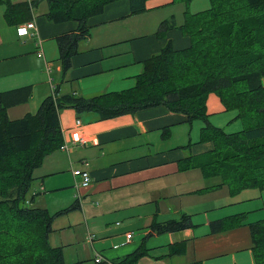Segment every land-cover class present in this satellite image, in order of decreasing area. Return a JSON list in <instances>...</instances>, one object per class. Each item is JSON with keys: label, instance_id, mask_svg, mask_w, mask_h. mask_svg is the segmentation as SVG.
<instances>
[{"label": "crops", "instance_id": "crops-1", "mask_svg": "<svg viewBox=\"0 0 264 264\" xmlns=\"http://www.w3.org/2000/svg\"><path fill=\"white\" fill-rule=\"evenodd\" d=\"M10 1L13 4L38 2L29 20L22 23L34 24L25 35H18L17 26L6 23L5 8L0 6V93L23 87H29L31 91L25 103L6 109V117L10 120L35 113L54 87L62 95L83 97L130 89L142 71V63L157 54L167 41H171L175 50L185 49L190 44L178 30L169 31L164 39H159L156 33L161 21L151 23L148 31H144L143 24L128 22L145 13L131 15L129 0H118L105 6L102 14L88 19L90 36L79 43L78 54L72 58L71 68L63 77L56 38L75 32L77 23L49 22L44 16L47 6L42 12H35L41 0ZM154 8H146V13ZM76 120L80 121L79 126L75 125ZM59 121L68 151L58 150L44 158L33 173L31 194L37 197L41 193H59L69 199V205L71 197L76 200L73 206H69V211L78 210L85 217L94 214L89 208L98 207L95 212L99 216L123 219L122 224L116 221V228L111 232L108 228H101L99 241L92 234V247L97 241L104 246L95 253L103 260L119 263L137 252H144L141 257H145L151 251L150 247L164 252L160 260L151 264H255L247 225L264 220V188L238 193V202L228 203L231 207L229 215L214 214L209 219L205 214L208 207H204L202 221H196L200 223L191 221V228L176 233L156 235L151 226L178 220L183 214L197 212L193 210L207 204L216 206L223 195H212L225 186L198 191V195L206 198L181 203V209L175 211L179 215L177 219L158 220L160 211L157 206L144 224L149 228L147 232L138 233L141 223L136 222L133 215L128 216L131 209L142 202V193L150 198L172 199L187 194L188 187L194 194L199 181L191 182V176H182L181 173L201 171V160L194 159L211 151L212 145L197 143L205 146L203 151L189 152L186 156L179 151L186 150L187 146L163 147L169 136L189 125L184 116L159 106L102 120L96 113L77 114L73 109L64 108L59 112ZM79 137L86 140L85 146H74L73 142ZM189 157L194 160L193 164L190 160L183 162ZM76 169L87 170L90 174V186L81 190L80 201L75 197L72 176ZM205 193L211 194L205 196ZM236 204L242 208L235 209ZM254 214L256 217L250 220ZM232 219L238 222L237 225L219 233L210 232V224ZM126 234H131V239H126ZM86 242L90 241L86 239Z\"/></svg>", "mask_w": 264, "mask_h": 264}, {"label": "trees", "instance_id": "trees-1", "mask_svg": "<svg viewBox=\"0 0 264 264\" xmlns=\"http://www.w3.org/2000/svg\"><path fill=\"white\" fill-rule=\"evenodd\" d=\"M47 4L45 18L54 24L75 22L76 31L56 38L62 76L71 68L78 45L90 36L89 18L102 14L118 0H41ZM147 0H129L130 14L143 13ZM188 3L190 0H175ZM210 9L187 15L178 27L174 19L161 23L156 33L179 30L189 38L187 48L175 50L171 41L142 63V71L130 89L91 97L60 94L53 89L38 110L10 120L6 109L25 103L30 88L0 93V264H64L59 248L49 245L54 217L46 209L31 206L27 199L33 173L44 158L63 145L59 112L96 113L107 120L138 111L164 107L180 114L191 125L202 121L200 143L211 151L198 157L205 177L219 176L230 195L264 188V0H209ZM38 2L13 4L0 0L7 24L27 22ZM216 93L225 111L234 110L242 130L226 133L211 125L206 100ZM187 147H190L188 145ZM192 163L189 157L185 161ZM193 164V163H192ZM75 206V205H74ZM73 209V207L71 208ZM232 219L210 224L211 233L237 225ZM190 216L155 223L153 234L176 233L191 228ZM255 264H264V220L247 225ZM144 252L115 264H133Z\"/></svg>", "mask_w": 264, "mask_h": 264}, {"label": "rangeland", "instance_id": "rangeland-1", "mask_svg": "<svg viewBox=\"0 0 264 264\" xmlns=\"http://www.w3.org/2000/svg\"><path fill=\"white\" fill-rule=\"evenodd\" d=\"M152 3V4H148ZM46 2L41 1L38 8L35 12L40 13L45 10ZM146 8L155 7L150 12H147V9L143 12L145 13L138 19H132L128 22H138L137 24H143L144 31L150 30L151 23L161 21V23L168 21L170 19H174L176 25L178 27L184 25L185 16L187 15H197L202 14L210 9V1L209 0H190L188 3L184 1H175V0H147L145 3ZM158 31V30H157ZM179 31V30H178ZM180 32V31H179ZM129 37V34H127ZM134 37V36H132ZM188 38V37H187ZM129 39V38H126ZM189 39V38H188ZM177 48V45H175ZM56 62L55 60H53ZM53 63V62H52ZM0 83V89H1ZM264 86V85H263ZM34 113V112H33ZM206 113L208 114V121L211 125L222 128L226 133H236L242 130V124L236 118V111L228 110L225 111L224 105L220 101L218 95L216 93H210L207 96L206 100ZM186 127H182L183 129H179L173 135L169 136L166 140L163 147H179V146H188L186 150H180L179 152L186 156L191 154L200 153L203 151L205 146L198 145L197 143L200 140V129L203 126L202 121H194L191 126L185 125ZM190 148V149H189ZM185 151V152H183ZM182 176H191V182L199 181L196 185L194 194L190 193L188 187L187 194L184 196H173L172 199H168L165 197L159 198H150L145 193H142V202L138 203L134 206V209L129 212L128 216L133 215L134 220L136 222L141 223L140 228H138L139 232H147L149 228L144 227L146 220H148V215L150 212H155L156 207L159 208V214L157 215L158 220L165 219H177L179 215L176 214L175 211H179L181 209V203L189 200V199H202L206 198L204 195H198V191L204 189L206 187H210L208 189H212L218 184L221 183V179L219 176H213L205 178L200 170H189L181 173ZM222 188V187H221ZM243 192V191H242ZM32 188H30L29 192L26 195L27 199H31L32 196ZM41 196L34 197V204L31 203L32 207L46 209L51 216L54 217L52 222V233L49 237V245L53 248H59L62 252L64 264H93L92 260L94 259L95 253L100 252L101 248L104 246L99 244V240L101 239V234H99V230L101 228H108L109 232L116 228V221L122 224L124 222L123 219H116L111 215L107 216H99L95 210L98 207L89 208L93 211L94 214L88 215L84 217L78 210V213L69 211L68 209L75 204V199L71 197L72 203L69 205L68 200L65 197L54 194H46L41 193ZM211 193H205V196H208ZM241 194V192L239 193ZM231 196L226 187L222 190H217L215 195L219 196L223 195V199L220 203H217L216 206L214 204H207L206 206L196 208L197 212H188L186 213L191 217V221L194 223H200L196 221H202L204 216V207L208 212L205 214L208 215L209 219L213 217L215 214L221 215H229L231 214V207L228 206V203L238 202V196ZM70 206V207H69ZM235 209L242 208V205H234ZM219 208L218 210H211L213 208ZM224 211V212H223ZM219 212V213H218ZM255 214L250 217V220L254 219ZM112 220V221H110ZM249 220V221H250ZM248 223V222H247ZM94 234L98 241L94 243L93 247L90 242H86L88 237ZM145 238V237H144ZM151 251L145 257H141L139 260L134 262L135 264H151L161 259L164 255L160 249L150 248ZM101 254V253H100ZM133 263V264H134Z\"/></svg>", "mask_w": 264, "mask_h": 264}, {"label": "built area", "instance_id": "built-area-1", "mask_svg": "<svg viewBox=\"0 0 264 264\" xmlns=\"http://www.w3.org/2000/svg\"><path fill=\"white\" fill-rule=\"evenodd\" d=\"M33 26H34L33 23H26V24L18 25L16 27V32L18 33V35H25L28 33V31L30 29L33 28ZM75 125L79 126L80 121L76 120ZM73 143H74V146L83 147L86 145V140L84 138L79 137ZM59 150L60 151H68V148L63 143V145L60 146ZM85 164H87V163H85ZM72 176L75 180V183H74L75 197L77 200L80 201L81 200V195H80L81 190L87 189L90 186V174L87 170L76 169V170L72 171ZM126 239H128V240L131 239V234H126ZM93 240H94V235L91 234L88 237V241H90V243H92ZM92 262H93V264H115L114 262H108V261L103 260V258L98 254H95Z\"/></svg>", "mask_w": 264, "mask_h": 264}]
</instances>
